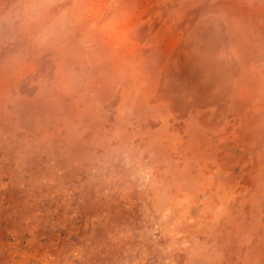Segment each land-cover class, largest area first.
<instances>
[{
	"label": "rangeland",
	"instance_id": "obj_1",
	"mask_svg": "<svg viewBox=\"0 0 264 264\" xmlns=\"http://www.w3.org/2000/svg\"><path fill=\"white\" fill-rule=\"evenodd\" d=\"M0 264H264V0H0Z\"/></svg>",
	"mask_w": 264,
	"mask_h": 264
}]
</instances>
